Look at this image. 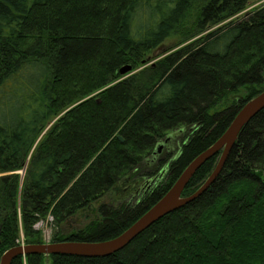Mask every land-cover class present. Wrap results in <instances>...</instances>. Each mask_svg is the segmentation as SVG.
<instances>
[{
    "label": "trees",
    "instance_id": "16d2710c",
    "mask_svg": "<svg viewBox=\"0 0 264 264\" xmlns=\"http://www.w3.org/2000/svg\"><path fill=\"white\" fill-rule=\"evenodd\" d=\"M251 1L0 0V258L44 244L38 223L52 217L62 227L148 170L157 145L184 131L186 143L174 160L167 155L164 177L138 204L57 231L50 243L116 238L168 192L264 91V7L234 21ZM170 40L175 49L153 59ZM125 66L132 71L123 77ZM219 155L184 197L207 181ZM12 264H264V110L210 188L125 249Z\"/></svg>",
    "mask_w": 264,
    "mask_h": 264
},
{
    "label": "water",
    "instance_id": "95a60500",
    "mask_svg": "<svg viewBox=\"0 0 264 264\" xmlns=\"http://www.w3.org/2000/svg\"><path fill=\"white\" fill-rule=\"evenodd\" d=\"M155 61L151 64L154 65ZM132 71L131 66H125L120 70L121 76H127ZM264 110V91L248 101L237 113L224 134L208 149L198 155L182 172L179 178L171 186L168 192L145 214H143L132 226L121 235L104 242H57L38 245H21L6 251L0 258V264H12L18 257L29 255H61L83 258L109 257L129 246L144 231L157 221L172 212L192 203L202 196L215 182L222 171L227 158L233 149L240 133L251 120ZM120 138V137H119ZM121 141L122 138H120ZM163 148L160 142L153 156L160 153ZM219 155L218 163L207 181L191 196L184 197L183 192L206 162ZM25 173V170H23ZM83 210L78 213L82 215Z\"/></svg>",
    "mask_w": 264,
    "mask_h": 264
},
{
    "label": "flooded vegetation",
    "instance_id": "af4514ba",
    "mask_svg": "<svg viewBox=\"0 0 264 264\" xmlns=\"http://www.w3.org/2000/svg\"><path fill=\"white\" fill-rule=\"evenodd\" d=\"M176 138V133H173V135L170 134L161 141L163 148L160 153L155 156L152 155L150 159L146 160L148 170L126 177L112 189L106 198L89 204L82 209V215L77 214L67 221L66 224L69 225L70 230H76L86 221L89 224L102 221L105 216L109 215L111 210L118 209L123 205L138 204L164 177L166 166L162 167L161 163L167 155L174 151H172V145H174ZM163 149H167L168 152L167 155L161 157V154L165 153Z\"/></svg>",
    "mask_w": 264,
    "mask_h": 264
},
{
    "label": "rangeland",
    "instance_id": "374dc122",
    "mask_svg": "<svg viewBox=\"0 0 264 264\" xmlns=\"http://www.w3.org/2000/svg\"><path fill=\"white\" fill-rule=\"evenodd\" d=\"M264 7V0H252L247 9L240 14L237 18H235L234 21H238V20H242L245 19L247 17V15H249L250 13L254 12L255 10H258L260 8ZM175 47V42L173 40L167 41L166 44L160 48L159 50H157L154 54L151 55V57L154 59L156 57H159L160 55H165L168 51H170V49ZM175 49V48H174ZM227 107H231V104L226 103V106L221 107L219 109V111H222L224 108L226 109ZM177 135V138L175 140V142L173 143L174 145H172V153H170L171 155V160H174L175 157L178 154V151L181 149L182 144L186 143L187 141V132L184 131H176L174 132ZM173 135V133H172ZM165 152L164 154H161L162 156L167 155L168 150L167 149H163ZM171 152V150H170ZM20 174L23 176L24 172L21 171ZM89 222L86 221L83 224H81V226H79L76 230H70V227L68 224L63 225L60 228H55V226L53 225L52 221L50 220V218H48L45 221H41L40 223H38L36 225V229L41 230L43 233V237H44V241L45 243H50V240L52 239L53 235L57 232L60 231L61 233L68 235L71 234L72 232L78 231L80 229H83L86 225H88Z\"/></svg>",
    "mask_w": 264,
    "mask_h": 264
},
{
    "label": "built area",
    "instance_id": "2783aa9c",
    "mask_svg": "<svg viewBox=\"0 0 264 264\" xmlns=\"http://www.w3.org/2000/svg\"><path fill=\"white\" fill-rule=\"evenodd\" d=\"M50 220H51V221H53V218H52V217H50Z\"/></svg>",
    "mask_w": 264,
    "mask_h": 264
}]
</instances>
